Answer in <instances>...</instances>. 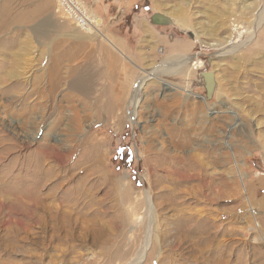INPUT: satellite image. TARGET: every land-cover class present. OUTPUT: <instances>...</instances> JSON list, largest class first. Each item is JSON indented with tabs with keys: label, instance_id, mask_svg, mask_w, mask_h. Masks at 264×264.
I'll return each instance as SVG.
<instances>
[{
	"label": "rangeland",
	"instance_id": "rangeland-1",
	"mask_svg": "<svg viewBox=\"0 0 264 264\" xmlns=\"http://www.w3.org/2000/svg\"><path fill=\"white\" fill-rule=\"evenodd\" d=\"M22 1L0 0V200L23 187H36L40 197L68 198L87 179L88 197L97 199L101 212L114 208L98 218L100 226L114 222L112 264H264V22L249 41L264 0L139 3L140 14L152 17V6L169 19L167 26L150 19L167 42L183 37L192 44L186 56L168 44L157 46L155 59L144 65L109 44L100 25H74L55 1L53 16L39 20ZM228 1L234 5L225 8ZM250 4L254 9H242ZM212 8L223 14L213 19ZM101 54L108 69L103 80L91 73L99 71L100 59L92 58ZM180 60L184 71L155 73L163 63L176 70ZM113 67L131 70L127 82L128 75L111 74ZM85 71L90 88L81 91L73 84ZM204 72L216 84L209 100ZM71 135L76 141L69 142ZM90 135L99 139L103 177L84 164L68 182L77 156L90 150L79 141ZM70 145L82 150L74 159L66 152L61 164L59 155ZM35 159H42L46 176L25 170ZM198 159L211 165L205 172L214 182L210 189L197 179L169 177V168L196 173L190 166ZM9 211L3 206L0 214V264H106L108 249L79 239L81 230L69 231L70 242L50 243L51 231L36 218ZM88 220L94 217L81 219L84 228Z\"/></svg>",
	"mask_w": 264,
	"mask_h": 264
},
{
	"label": "bare ground",
	"instance_id": "bare-ground-1",
	"mask_svg": "<svg viewBox=\"0 0 264 264\" xmlns=\"http://www.w3.org/2000/svg\"><path fill=\"white\" fill-rule=\"evenodd\" d=\"M232 3H233V1H232ZM232 3H230V2L226 3L227 5L224 4L225 5L224 7L227 8V7H229L228 5H232ZM236 5H237V3H236ZM252 6L254 7V4L244 5V6H242V9L245 10V11H248L251 8H253ZM208 11H210L212 13V14H210V16L213 17V19H215V18L217 19L218 16L223 14L222 11L219 12L215 8L214 9L213 8L209 9ZM185 12H184V15H185L186 18H188L187 15L185 14ZM223 12H224V10H223ZM229 14H231V13H229ZM261 17H262V19H261ZM256 20H258V23L256 24V26L254 25V31H253L252 36H250L249 41L253 37V35H255V33L258 31V28L260 27L261 23L264 22V10L260 11V13L257 16V18L255 19V21ZM187 21H188V19L187 20L183 19L181 21V24H186ZM97 23H98V20H97ZM100 23L102 24V20H100ZM101 24H98V25H101ZM89 30H91V29H89ZM174 60H176V59H168L167 62L168 61L169 62L170 61L173 62ZM182 62H183V60H180V62H177L176 64H174L175 67H176V70H174L172 72L166 70L167 67H170V65H167L166 63H163L162 64L163 68L156 69L157 71L155 73H157L159 75L160 74L161 75H166V74L174 75V73L177 72V71H184L185 70V66H183L184 64ZM153 76H155V75L153 74ZM150 79H151V76H147L146 78H144L141 81L140 85L137 87L136 92H135L134 97H133V98H135V104H134L135 106L137 105V103H139V99H140L139 98V93L143 89L144 83L147 80H150ZM81 82L83 83L84 90H89V88H90V79L85 80L83 78V81H81ZM134 113H136V112H134ZM228 118H230V117H228ZM223 121H224V123H228L227 119L223 120ZM80 127H82V125H78L75 128L76 129L75 131L81 130L82 128H80ZM174 134H176V133H174ZM71 137H73V138H70L69 142H72L74 140V135H71ZM74 141H76V140H74ZM79 144L80 145L88 144L90 146V150L87 151L86 154L82 155L83 157H85L84 160H80V158L82 157L81 156L82 153L77 156V154L82 150V148H81L82 146H79L78 149H77V148H74V145H70L68 150H66L65 152L62 151L64 153V155H59V157H60L59 158V162H61V164L62 163L65 164V162H66L65 158L67 157V154H68V158L69 159L70 158L74 159V157H76V156L78 157V158L77 157L76 158L79 159L72 166V169H70V176H69L70 178L68 179V182L70 180H73L74 177H75L74 174H71L73 172V170L75 168L84 167L85 166L84 164H89V165L91 164V166H89L88 170H90L92 172V174H95V173H97L99 171L102 172V169H100L101 166H102V162H103L102 150H101V147H99V139H98V137L96 135L95 136H91V135L87 136L82 142L79 141ZM5 150L9 151V152L11 151V149H5ZM66 152H67V154H65ZM56 153L58 154V151ZM53 154H54V152H53ZM48 155H49V153L46 152L45 156H48ZM59 162H58V164H59ZM176 162H181V159L172 158V163H176ZM192 163H193V166H190V167H192V171L193 170L195 172L197 171L196 173L188 174V173H190V170L182 172V171H180L178 169V167H176L174 169L169 168V170H167V171H169L168 172L169 177L170 176H174L175 177V175H176L181 181H182V179H185V180H190V179L195 180V179H197L200 182V186L202 188L206 187L207 189H210V185L213 184L214 182L212 181L211 177L208 176V174H207L208 177L206 176L205 172L208 170V167L211 166V165L208 164L207 162L203 161V159H198L197 161L194 160V162H192ZM28 164L30 166L28 165V168L25 169V170L31 171L34 168L41 169L42 176H46L47 172H46V170H44L45 164L43 163L42 159H38V160L35 159L32 163L29 162ZM187 168L188 167H186V169ZM51 177L54 178V177H57V176H52L51 175ZM102 177H103V172H102ZM241 178L243 179V175H241ZM105 181H107V180H105ZM39 183H40V181L38 180V181H36L34 183V185L36 186ZM106 183H108L109 185L112 186L114 181L112 182L111 180H109ZM87 185H88V180L84 179L74 189V195L75 196L74 195L73 196H69L68 198H64V197L63 198H59V197H52V198L51 197H40L39 192L35 191L36 187L32 188L31 190H30L29 187L19 188L18 190H14V191L11 190L12 199H8V201L0 200V214L2 213L3 206H5L7 208V210H10L11 212L22 213V214L26 215V218L27 217L31 218V219L36 218L35 219V220H37L36 224H39L40 226L45 228V230L47 232L51 231L52 236H51L50 241H49L50 243L54 242V241H58V240H63V241L68 242L69 238L73 237V236H71L69 234V231H72L73 229L81 230V234L79 235L80 236L79 239L83 240L84 242L88 239L93 244L100 245V246H103L105 249H108V253H109L110 252V248L114 245L113 244V229L114 228L111 226L112 221H109L108 223L102 224L100 226L99 225L100 222H99L98 218L102 215V213L107 214V211L110 212L109 209H112L113 207L111 206L112 208L110 207L109 209H107V211L101 212V209L98 208L95 205V202H94V200H97V199L93 198V197H90V198L88 197L89 195L87 194V191H88V186ZM125 193H122V195H124L125 197L129 196L128 195L129 193L127 191H125ZM76 195H78V196H76ZM83 197H85V198H83ZM126 198H128V197H126ZM120 202H121V200H120ZM10 211H9V213H10ZM17 216H19V215H17ZM89 216H93L94 217V221L93 220H90V221L88 220L89 225L86 228H84L83 224L81 222V219H85V218H87ZM26 220L29 221V219H26ZM26 224H27V222H26ZM120 226H122V225H119L118 228ZM102 234H105V238H103V240L101 238H99V237H101ZM76 237L78 238L77 235H76ZM47 240H49V239H47ZM112 252L109 253V255L106 256V257H108L107 258L108 260L106 261V264L114 263L115 258H116V254H114Z\"/></svg>",
	"mask_w": 264,
	"mask_h": 264
},
{
	"label": "crops",
	"instance_id": "crops-1",
	"mask_svg": "<svg viewBox=\"0 0 264 264\" xmlns=\"http://www.w3.org/2000/svg\"><path fill=\"white\" fill-rule=\"evenodd\" d=\"M56 0H27L26 4H29L30 7L26 10L29 11L36 20L52 17L54 13V7ZM88 13L96 18L97 20H102V24L100 28H103L110 35L104 38L109 44L113 43L116 45L118 51L129 53L130 58L136 65H144L148 60L155 59V53L157 50V46H163L168 44L166 47L170 49H176L180 55H188L192 49V44L186 39L181 37L173 42H167L166 38L162 36V33L158 32L154 26L150 24V19L158 13L159 15L164 16L159 13L154 7L151 6V11L154 13L151 15L152 17L148 18L147 14H140V11H136L135 9L138 7L139 3H148L151 4V0H80ZM20 5H23V1L21 0ZM149 8V7H148ZM156 25V24H154ZM181 32H186L188 34L189 30H184L180 28ZM129 37H131L135 41V47L131 46ZM145 47V49H144ZM106 47H100V51L102 52ZM109 50V49H108ZM110 54V55H109ZM108 57L110 59L116 58L117 56L113 51L108 52ZM100 59V69L92 70L91 73L98 74L101 80H103V75L106 76L108 74V69L102 68V54L99 57H93L92 60ZM97 58V59H96ZM162 63V62H161ZM92 64V63H91ZM93 65V64H92ZM97 67V63L94 64ZM120 68V67H119ZM124 69V68H123ZM116 70V71H115ZM126 70V69H125ZM118 71V69L113 67V71L111 74L117 73L120 76L128 75L124 78L125 82H127V78L130 77L129 72L127 71ZM81 73V72H80ZM85 73V74H84ZM83 76L80 79L83 81V78H87L89 73L83 72ZM132 75V74H131ZM112 76V75H111ZM80 80L74 81V88L83 91L84 86ZM98 82V79H97ZM97 82L94 84L97 85ZM77 83V84H76ZM79 83V84H78ZM77 85V86H76ZM92 86L91 88L95 87Z\"/></svg>",
	"mask_w": 264,
	"mask_h": 264
},
{
	"label": "built area",
	"instance_id": "built-area-1",
	"mask_svg": "<svg viewBox=\"0 0 264 264\" xmlns=\"http://www.w3.org/2000/svg\"><path fill=\"white\" fill-rule=\"evenodd\" d=\"M57 11L63 13L69 20L82 30L96 29L97 19L88 13V10L80 0H56Z\"/></svg>",
	"mask_w": 264,
	"mask_h": 264
},
{
	"label": "water",
	"instance_id": "water-1",
	"mask_svg": "<svg viewBox=\"0 0 264 264\" xmlns=\"http://www.w3.org/2000/svg\"><path fill=\"white\" fill-rule=\"evenodd\" d=\"M157 17H162V18L166 19L169 22L168 18H166V17H164L162 15L156 14L151 19L154 24H157L156 22H154V18L156 19ZM98 24H101L100 20H98ZM202 79H204L205 82H206V85H205L206 99L209 100V99H211V97H212V95L214 94V91H215V87H216L215 79H214V76H213V74L211 72H204L202 74Z\"/></svg>",
	"mask_w": 264,
	"mask_h": 264
},
{
	"label": "flooded vegetation",
	"instance_id": "flooded-vegetation-1",
	"mask_svg": "<svg viewBox=\"0 0 264 264\" xmlns=\"http://www.w3.org/2000/svg\"><path fill=\"white\" fill-rule=\"evenodd\" d=\"M154 22H156L157 25H164V26L169 25V22L166 19L162 18V17H157L156 19L154 18Z\"/></svg>",
	"mask_w": 264,
	"mask_h": 264
}]
</instances>
